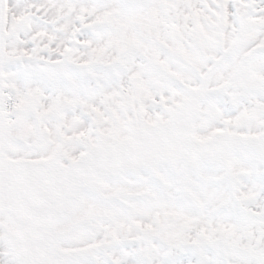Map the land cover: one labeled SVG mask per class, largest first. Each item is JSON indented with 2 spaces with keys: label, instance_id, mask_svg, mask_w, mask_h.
I'll return each mask as SVG.
<instances>
[{
  "label": "snow or ice",
  "instance_id": "6c2138e0",
  "mask_svg": "<svg viewBox=\"0 0 264 264\" xmlns=\"http://www.w3.org/2000/svg\"><path fill=\"white\" fill-rule=\"evenodd\" d=\"M0 264H264V0H0Z\"/></svg>",
  "mask_w": 264,
  "mask_h": 264
}]
</instances>
